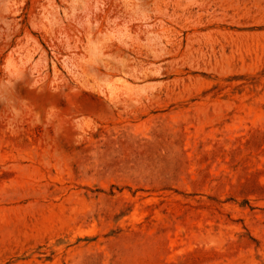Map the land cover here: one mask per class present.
Here are the masks:
<instances>
[{
    "label": "rangeland",
    "instance_id": "374dc122",
    "mask_svg": "<svg viewBox=\"0 0 264 264\" xmlns=\"http://www.w3.org/2000/svg\"><path fill=\"white\" fill-rule=\"evenodd\" d=\"M0 264H264V0H0Z\"/></svg>",
    "mask_w": 264,
    "mask_h": 264
}]
</instances>
